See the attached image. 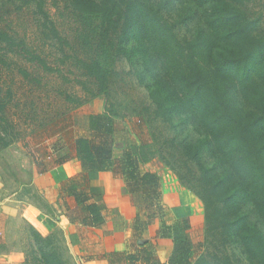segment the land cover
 Instances as JSON below:
<instances>
[{"label":"trees","instance_id":"16d2710c","mask_svg":"<svg viewBox=\"0 0 264 264\" xmlns=\"http://www.w3.org/2000/svg\"><path fill=\"white\" fill-rule=\"evenodd\" d=\"M36 1L43 27L62 42L44 0ZM254 1L72 0L76 13L96 15L108 31H120V43L135 42L134 49L122 51L132 65L141 62L139 79L152 103L143 109L148 118L165 124L175 119L180 125L189 122L199 137L182 142L179 151L183 164L195 163L197 172L188 169L182 174L171 167L180 184L202 202L205 221L204 240L197 243L186 234L188 220L166 227L172 235L163 238H172L178 254L173 262L178 264H237L225 252L231 243L249 264H264V11L254 12ZM189 22H198L197 29L192 38L182 40L177 29ZM0 42L14 44L2 31ZM31 60L52 70L39 55L31 54ZM80 65L98 92L106 94L110 71L95 59L81 60ZM117 120L113 106L91 115L89 135L76 140L75 158L95 178L113 168L115 148L124 144L120 168L128 191L145 198L146 209L153 211L148 218L151 225L163 210L164 192L156 172L140 171L149 162L145 148L151 144L126 147ZM61 150L47 148L55 166L73 159L71 154L57 157ZM77 198L86 204L84 225L106 222L101 207L90 202L85 191ZM27 231L39 253L34 264H68L54 247L56 234L43 237L32 226Z\"/></svg>","mask_w":264,"mask_h":264},{"label":"rangeland","instance_id":"374dc122","mask_svg":"<svg viewBox=\"0 0 264 264\" xmlns=\"http://www.w3.org/2000/svg\"><path fill=\"white\" fill-rule=\"evenodd\" d=\"M44 2L62 42L53 39L43 27L36 0H0V31L14 43L0 42V175L9 193L18 191L20 198H29L54 215L31 185L37 173L54 166L47 148H61L57 157L71 154L76 138L89 135L90 116L111 106L117 111V128L126 147L151 144L145 148L149 159L145 166L156 170L162 184L164 180L171 184L174 178L178 180L172 166L182 174H187L188 169L197 172L195 163L185 166L179 155L182 142L199 138L191 124L180 125L179 119L169 124L153 121L143 111L152 103L147 86L139 79L141 62L132 65L122 51L134 49L135 42L120 43V31H108L96 15L76 13L72 0ZM251 5L254 12L264 11V0H255ZM197 24L180 26L178 36L182 40L192 38ZM31 54L41 56L52 70L32 61ZM94 59L110 71L106 94L98 92L94 80L85 75L80 65L81 60ZM123 146L119 144L115 149L120 151ZM34 157L41 165L35 163ZM24 230L28 233L27 228ZM56 235L54 247L68 264H74L64 235ZM193 240L198 242L197 238ZM8 252L13 255L12 261L2 260V264H34L39 254L36 244L26 240ZM225 252L237 264H249L236 244L231 243Z\"/></svg>","mask_w":264,"mask_h":264},{"label":"crops","instance_id":"0c3cea01","mask_svg":"<svg viewBox=\"0 0 264 264\" xmlns=\"http://www.w3.org/2000/svg\"><path fill=\"white\" fill-rule=\"evenodd\" d=\"M99 113L102 112L95 114ZM71 155L73 159L37 173L32 180L31 185L43 197L40 201L54 215L29 198H20L18 191L9 193L0 175V264L2 260L12 261L13 255L8 249L13 245L23 240L34 243L24 230L31 226L43 237L62 233L74 264H178L173 262L178 254L170 241L172 238L163 237L172 235H168L166 227L183 220H188L186 234L190 240L203 241V204L177 179L172 184L164 180L166 189L160 199L163 210L149 225L148 218L153 211L146 209L145 198L128 191L120 168L125 148L115 149L113 168L98 173L95 178H90L76 160L75 142ZM140 171L156 172L147 166L140 167ZM83 191L92 197L90 202L101 207L106 219L103 225L91 227L82 223L86 204L78 203L82 198L77 197Z\"/></svg>","mask_w":264,"mask_h":264}]
</instances>
